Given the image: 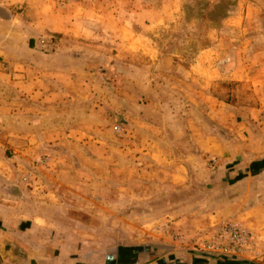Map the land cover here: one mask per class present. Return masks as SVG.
Wrapping results in <instances>:
<instances>
[{
    "label": "rangeland",
    "instance_id": "rangeland-1",
    "mask_svg": "<svg viewBox=\"0 0 264 264\" xmlns=\"http://www.w3.org/2000/svg\"><path fill=\"white\" fill-rule=\"evenodd\" d=\"M0 3V16L18 25L0 31V40L33 34L32 45L37 38L49 54L61 47L70 77L63 119L49 129L58 138L13 143L8 116L0 120V229L8 230L13 210L36 204L61 226L54 240L21 241L24 249L0 239V264H34L31 251L48 243L50 254L66 246L61 257L72 264L77 253L140 237L161 249L179 243L216 253L203 240L236 216L207 222L205 215L224 205L234 211L235 194L246 193V203L251 188L264 192V173L256 182L247 177L264 167L254 165V157L264 160V106L250 122L232 107L259 102L249 78L264 76V0Z\"/></svg>",
    "mask_w": 264,
    "mask_h": 264
},
{
    "label": "crops",
    "instance_id": "crops-1",
    "mask_svg": "<svg viewBox=\"0 0 264 264\" xmlns=\"http://www.w3.org/2000/svg\"><path fill=\"white\" fill-rule=\"evenodd\" d=\"M13 19V16L10 18L0 16V31L3 34L8 30H17L18 25L14 24ZM35 36L37 35L29 34L21 43L8 40L6 35H2V41L0 40V54H7L10 51L9 60L4 61L3 56L1 59L3 62L0 65V120L6 119L8 116L10 128L13 129L9 140L13 143L42 144L48 143L50 138H58L59 136L53 137L49 133L50 125L51 123L53 125L55 120L63 119L66 111L64 106L67 103L66 95L68 93L65 83L70 78L67 75V64L64 62L67 58L61 52V47L55 50V54H49L41 49L37 38L32 45ZM258 75L251 74L249 79L252 82L256 81L254 89H260L261 95L259 92L256 95L259 102L254 105L232 106L236 115L242 116L245 122H250L248 117L255 116L258 110L264 106V85L258 86L259 82L264 81V76L258 81L256 80ZM237 123L238 126H242L244 122L242 120ZM212 140L217 141L215 146L217 151L225 150L223 143L218 138H212ZM207 141V137L200 140V142ZM200 146L207 152L214 149L210 146ZM254 159H257L254 165H258L262 163L263 157L256 156ZM236 172L235 185L240 184L243 180V175ZM262 173H264V167L256 166L255 169L250 170L247 177L256 182ZM244 177L246 176L244 175ZM257 187L251 188L249 201L245 203L246 193L240 196L235 194L230 200L237 204L234 211L233 205H224L221 209L219 208L218 212L210 211L209 215H205L206 221H209L207 217L221 218L233 213L236 216L235 219H240L244 225L252 228L258 238L264 239V192H259ZM31 208H34L32 212L27 207L22 211L13 210L16 213V218L10 217L9 225L6 224L8 230L0 229V239L7 238L14 241L15 249L27 248V245L21 241L26 242L33 238L37 240V234L42 240L47 239V241L54 240L56 234H60L59 227L61 226L57 225L58 222L50 223L51 218L47 216V214L50 215L49 211L42 209H45V206L36 204ZM34 220L43 223L44 226L39 227L34 223ZM1 225L4 226L5 223L1 222ZM34 225L35 230H33ZM32 234H36V236L32 237ZM134 242L121 243L122 245L116 246L115 249L111 248V250L105 249V253H99L96 250L87 254L77 253L72 264H262L243 257L194 250L179 243L161 249L158 245L148 243L143 237ZM50 247L51 244L48 243L47 247H42L41 252L32 250V255L28 254L29 258L32 257L30 261H35L34 264H70L69 259L61 257L66 251V246L51 254ZM46 250L48 253L44 254ZM27 251L30 253L29 250Z\"/></svg>",
    "mask_w": 264,
    "mask_h": 264
},
{
    "label": "built area",
    "instance_id": "built-area-1",
    "mask_svg": "<svg viewBox=\"0 0 264 264\" xmlns=\"http://www.w3.org/2000/svg\"><path fill=\"white\" fill-rule=\"evenodd\" d=\"M204 248L216 253L252 259L264 264V245L255 243L252 231L240 220H222L203 240Z\"/></svg>",
    "mask_w": 264,
    "mask_h": 264
},
{
    "label": "trees",
    "instance_id": "trees-1",
    "mask_svg": "<svg viewBox=\"0 0 264 264\" xmlns=\"http://www.w3.org/2000/svg\"><path fill=\"white\" fill-rule=\"evenodd\" d=\"M262 161V163H264V160H261Z\"/></svg>",
    "mask_w": 264,
    "mask_h": 264
}]
</instances>
